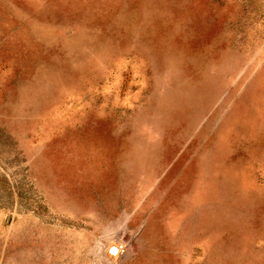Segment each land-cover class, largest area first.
I'll return each mask as SVG.
<instances>
[{
    "label": "rangeland",
    "instance_id": "1",
    "mask_svg": "<svg viewBox=\"0 0 264 264\" xmlns=\"http://www.w3.org/2000/svg\"><path fill=\"white\" fill-rule=\"evenodd\" d=\"M0 264H264V0H0Z\"/></svg>",
    "mask_w": 264,
    "mask_h": 264
},
{
    "label": "water",
    "instance_id": "2",
    "mask_svg": "<svg viewBox=\"0 0 264 264\" xmlns=\"http://www.w3.org/2000/svg\"><path fill=\"white\" fill-rule=\"evenodd\" d=\"M109 251L113 254L116 252V249H110Z\"/></svg>",
    "mask_w": 264,
    "mask_h": 264
},
{
    "label": "bare ground",
    "instance_id": "3",
    "mask_svg": "<svg viewBox=\"0 0 264 264\" xmlns=\"http://www.w3.org/2000/svg\"><path fill=\"white\" fill-rule=\"evenodd\" d=\"M113 254H115V253H113Z\"/></svg>",
    "mask_w": 264,
    "mask_h": 264
}]
</instances>
